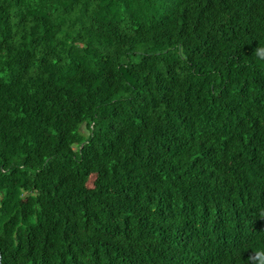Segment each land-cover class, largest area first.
Segmentation results:
<instances>
[{"label":"trees","instance_id":"trees-1","mask_svg":"<svg viewBox=\"0 0 264 264\" xmlns=\"http://www.w3.org/2000/svg\"><path fill=\"white\" fill-rule=\"evenodd\" d=\"M264 0H0V264H264Z\"/></svg>","mask_w":264,"mask_h":264},{"label":"clouds","instance_id":"clouds-1","mask_svg":"<svg viewBox=\"0 0 264 264\" xmlns=\"http://www.w3.org/2000/svg\"><path fill=\"white\" fill-rule=\"evenodd\" d=\"M261 255H264V254H261Z\"/></svg>","mask_w":264,"mask_h":264}]
</instances>
